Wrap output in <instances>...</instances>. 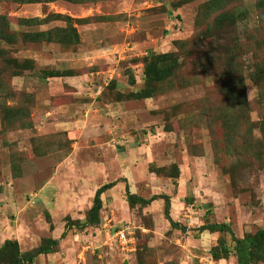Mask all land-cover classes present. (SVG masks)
Segmentation results:
<instances>
[{"label":"rangeland","instance_id":"rangeland-1","mask_svg":"<svg viewBox=\"0 0 264 264\" xmlns=\"http://www.w3.org/2000/svg\"><path fill=\"white\" fill-rule=\"evenodd\" d=\"M2 30L0 247L59 239L113 182L100 223L32 264H237L210 255L232 236L200 229H264L263 0H0ZM166 54L171 74L136 99L146 58ZM126 190L168 196L185 230Z\"/></svg>","mask_w":264,"mask_h":264},{"label":"trees","instance_id":"trees-1","mask_svg":"<svg viewBox=\"0 0 264 264\" xmlns=\"http://www.w3.org/2000/svg\"><path fill=\"white\" fill-rule=\"evenodd\" d=\"M19 3H33L36 0H15ZM40 1V0H39ZM264 3V0H263ZM70 33L77 37L75 30H70ZM48 36L50 33H46ZM58 36L54 35V39L58 40ZM9 38L6 30L0 31V40H7ZM49 38V37H48ZM48 40V39H46ZM49 41V40H48ZM151 56V55H150ZM149 57V56H148ZM168 55H158L151 56L149 60H145V88L141 92L135 93L133 96L136 99H147L150 98L153 91V84L161 82L171 74L170 66H159L160 58H167ZM26 66L30 67L31 61H25ZM14 66V62H11ZM2 69L4 72H10L12 67ZM31 68V67H30ZM14 69V67H13ZM49 77H57L51 73ZM115 186V183H108L101 186L94 195L93 204L88 211V214L84 221H74L67 220L64 226V230L59 239H63L67 236L69 232L74 229L84 230L90 226H95L100 223V211L102 209V199L101 196L109 189ZM163 199L165 201L164 216L169 221L170 225L174 229H179L184 231L185 227L180 226L178 223L174 222L170 217V200L166 195H153L152 197L146 199L135 194H131L126 190V201L129 207L149 206L156 200ZM203 231H208L209 233H220L228 234L232 236L233 248L230 250L225 242H219L210 251V255L213 260L227 259L231 252H234L236 256L237 264H255L264 261V229L257 230L254 234H248L244 238L234 237L231 227L226 223H209L200 229ZM59 239H46L43 243L34 251L33 253H20L19 245L16 241L6 240L4 244L0 247V256L10 255L9 264H32L34 259L39 255L51 254L54 252L55 246H57Z\"/></svg>","mask_w":264,"mask_h":264},{"label":"built area","instance_id":"built-area-1","mask_svg":"<svg viewBox=\"0 0 264 264\" xmlns=\"http://www.w3.org/2000/svg\"><path fill=\"white\" fill-rule=\"evenodd\" d=\"M128 231H129V229L128 228H125V229H122L121 231H119L117 233L118 236H120V240L121 241H126L127 240V236H129V234H130Z\"/></svg>","mask_w":264,"mask_h":264}]
</instances>
